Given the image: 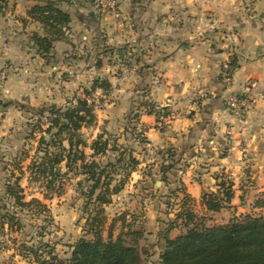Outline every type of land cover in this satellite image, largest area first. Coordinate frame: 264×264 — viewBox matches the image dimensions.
Here are the masks:
<instances>
[{
    "label": "crops",
    "instance_id": "1",
    "mask_svg": "<svg viewBox=\"0 0 264 264\" xmlns=\"http://www.w3.org/2000/svg\"><path fill=\"white\" fill-rule=\"evenodd\" d=\"M11 1L13 5L8 10L14 9L10 14L16 15L17 19L14 27L0 30V36H5L0 41V58L5 57L16 64L18 73L9 75L5 82L15 96L14 101H8L14 104H7L2 110L11 112L17 108L26 114L33 112L43 102L33 104L28 88L38 95L45 84L56 86L55 82L64 84L95 73L97 69L103 70L111 88L114 81L124 84L115 90H123L121 99L128 103L127 106L132 103L139 106L143 100L149 99L170 111L161 130L157 127L156 116L139 107L136 125L142 129L147 140L141 146L143 152L147 150L153 154L143 155L144 158L140 154L137 156L140 163L125 189L128 184L137 186L140 179H148L147 182L152 179L153 186L149 189L164 195L181 183L193 199L192 208L196 213L209 218L217 215L227 217L218 224L245 213L261 211L264 214V207L256 205L257 199L264 196V0H116L132 27L127 25V21H121L113 27L100 29L99 34L106 38L101 40L98 48L102 51L99 57L117 59V62L111 61L107 65L102 63V59L92 65L91 58L87 60L86 56L75 52L76 45L69 34L54 43L48 56L38 55L28 41L27 26L34 25V22L28 20L24 24L20 20L26 17V10L34 1ZM87 4L82 1V9H86ZM68 12L71 24L75 16L79 18L78 26L86 24L87 17ZM89 15H93L91 10ZM4 20L9 19L5 17ZM117 41L131 42V48L112 51L109 45ZM93 49L89 48L87 52ZM130 50L134 64L126 60L132 59L127 56ZM230 58L237 65L232 72V83L226 88L221 80V66ZM79 67L80 70L77 69ZM25 71L33 76L35 84L28 86L30 80L24 76L18 80L16 75ZM229 92L243 93L249 102L241 123L226 107L224 97ZM67 98L70 96H65L60 103H52L63 104ZM6 119L3 118V122ZM167 146L173 147L177 163L164 181L159 172L162 159L156 152ZM149 161H152L153 168H141ZM220 172L232 182L233 196L225 207L209 212L201 204V193L203 189L217 190L215 174ZM26 180L24 176L21 178L22 187ZM4 192L3 184L0 193L3 195ZM167 199L163 203L159 201L160 206H165L164 213L168 217L163 223L166 224L173 219L178 206V199H171L170 207L166 205ZM152 202L146 199L138 205L139 209L143 207L139 213L143 216L142 220L133 211L130 212L132 226L142 227L144 237V224L148 217L146 210L152 207ZM148 203L149 207L145 206ZM126 213L121 217L124 223L121 219L120 228L128 223ZM163 230L161 226L159 240L165 243ZM179 231L174 229L170 235L174 236ZM163 247L164 244L160 251Z\"/></svg>",
    "mask_w": 264,
    "mask_h": 264
},
{
    "label": "trees",
    "instance_id": "2",
    "mask_svg": "<svg viewBox=\"0 0 264 264\" xmlns=\"http://www.w3.org/2000/svg\"><path fill=\"white\" fill-rule=\"evenodd\" d=\"M32 1L34 3L27 8L26 17L20 20L23 23L28 20L39 23L41 32L30 31L28 41L38 55L46 57L56 41L66 38L71 15L61 7L60 0ZM9 6L10 0H0V13L4 14ZM228 62L232 69L237 65L233 58ZM98 88L107 91L111 83L105 77H96L89 88H83L82 95L73 94L62 105L41 104L31 112L36 120L31 123L28 136L32 138L36 132L39 135L35 153L25 167L30 178L42 179L46 190L59 192L63 177L69 173L81 176L77 184L85 213L82 235L70 245L68 256L61 258L55 253L53 245L45 243L38 250L34 264H142L144 250L138 247L139 241L144 238L142 227H133L130 222L125 224L126 229L122 226L123 229L113 236L112 220L107 235L102 234L107 220L104 207L111 202L114 194L124 188L140 159L130 146L119 142L117 137L105 130L90 142L80 134L83 126H91L95 122L94 102L89 100V96ZM139 107L146 113L154 114L157 127L164 128V119L170 114L167 107H159L149 99L143 100ZM139 115L137 112L131 117L135 118L131 129L138 131L137 142L145 143L147 140L143 131L136 125ZM86 148L90 151L88 155L84 150ZM156 153L162 159L161 179L166 181L167 173L177 163L175 151L172 146H167ZM22 159L10 161L13 167L5 181L6 199L11 201V207L23 208L35 204L45 210V204L38 198L26 200L23 196L20 184L24 175ZM62 166L65 171L61 170ZM215 177L217 190L203 189L201 193V204L209 212L219 211L233 196L232 182L226 175L220 172ZM167 198V206L171 199H178V206L163 232L165 243L159 254L160 264H264V214L245 213L233 216L226 223L210 225L206 223L208 216L193 210V199L181 183L169 192ZM2 201L0 197V227L4 223L11 226L14 217L6 202ZM256 205L264 207V196L257 199ZM121 219L124 223V218ZM174 229L180 231L171 236L170 232Z\"/></svg>",
    "mask_w": 264,
    "mask_h": 264
},
{
    "label": "rangeland",
    "instance_id": "3",
    "mask_svg": "<svg viewBox=\"0 0 264 264\" xmlns=\"http://www.w3.org/2000/svg\"><path fill=\"white\" fill-rule=\"evenodd\" d=\"M82 1L88 3L86 9H82ZM103 1L107 2L109 0ZM60 3L63 9L69 10L71 13H81L85 18L87 17L85 25L78 26L79 18L75 16L72 18V24L70 22L68 26L67 34H69L70 38L75 42L76 48L73 46L75 52H78L83 57L86 56L87 60L91 58L92 65H96L97 60L101 59L104 65L109 64V62L111 63V61H116V57H112L114 60L100 58L99 55L102 51H99L98 48L102 43L101 40L106 38L100 35V29L105 30V27L107 26L113 27L121 21H127L128 24H126L132 27L130 19L123 16L122 11L119 8V3L116 1V6L120 11L119 17L112 15L108 9L104 7L101 0H60ZM11 5H13V1L10 0L9 7H11ZM8 8L5 10L4 14L0 13L1 31L14 27L13 24L17 19L16 15L13 16L10 14L14 9L9 11L10 9L8 10ZM90 10L93 14L91 17L89 15ZM5 17L9 20L5 21ZM27 27L29 32L34 30L41 32L40 25L37 22H34V25L29 24ZM3 38H5V36H0V41ZM120 45L123 46L120 47ZM109 46H112V51L114 50L118 52L120 49H130L131 42L119 43L117 41ZM92 47L94 49L91 52H87V49H91ZM131 53L132 51L130 50V53L127 54V56L132 57V59L126 60L129 63L134 64V56H132ZM83 59L85 60V64H88L87 60L85 58ZM125 65L129 64L125 63ZM6 66H11L12 70L2 77L1 72ZM17 69L18 66H16V64L10 63L5 57L0 58V110L7 106V104H14L13 102L8 101H14L15 96L14 93H12L10 86H6L5 82L9 75L18 73V71H16ZM77 69L80 70V67ZM92 70H94V68H92ZM102 72L103 70L99 71L97 69L95 73L92 72L90 75L86 74L85 76L80 77L79 80L76 78L74 81H69L64 84L61 82H55L54 84L56 86H52V83L45 84L38 95H36L33 90L30 91L29 88L27 91L30 92L29 94L32 96L31 101L33 104L43 102L44 105H49L52 104L53 101L60 103L65 96L71 97L73 94L82 95L83 88H89L92 85V79L96 77H104L105 73ZM115 72L118 73V70ZM100 73L101 75H99ZM16 76L18 77V80L22 79L21 76L28 78V80H30L27 83L28 86L36 83V81H33V76L29 71H25L22 75L18 74ZM123 85L124 84H119L117 81H114L113 87L109 90L105 91L98 88L90 94L89 100L94 102L96 119L91 126H83L80 129V134L87 142H90L92 136L94 138L98 133L105 130L117 137L119 142H124L127 146H130L134 151V154L137 156L140 154V157L142 156L144 158V156H150L153 153H149L147 150L143 152L141 143L137 142V139L139 138L137 135L138 131L131 129L133 127L132 123L135 121V118L133 119L131 117L138 112L139 106L133 105V103L131 106H127L128 103L123 102V90H115L117 87H122ZM19 111L21 113H19ZM5 117H7L6 122H3L2 119ZM35 120L36 118L31 115L30 111L26 114L20 109L17 110V108H14L11 112L2 110L0 114V191L3 184L5 188L4 181H6L8 172L12 170L13 166L10 165V161L12 159L23 158L21 162L24 170L23 176L27 179V183L23 185V196L26 200L36 197L44 203L46 207L45 210H42L35 204L23 208L11 207V201L6 199L5 193L3 195L0 193V197L3 200L2 203L6 202L9 212L14 217L11 226H9L8 223H4V225L0 227V264H34V259L36 255L39 254L38 250L42 248V245L45 243L53 245L55 253L61 258H66L69 254L68 251L70 245L82 235L81 228L84 223L85 213L82 210L83 201L78 191L77 184L81 176H75L74 174L69 173L67 177H63L62 179L61 190L59 192H54L53 190H46L44 188L42 179H31L29 176V170L25 168L30 162V157L35 153L36 140L39 135V132H36L34 137L31 138L28 136L31 129V123L35 122ZM84 150L88 155L90 152L89 148ZM105 158L106 156L102 159L105 160ZM149 158L150 157H147V159ZM151 164H153L152 161L146 162L145 166L142 165L141 168L145 170L151 169L153 168L151 167ZM141 168L139 169L141 170ZM61 170L65 171L66 168L62 166ZM4 171L6 172L5 175H3ZM15 173H17V169L15 170ZM132 173L130 174L129 180L131 179ZM3 176L5 177V180ZM140 180L143 182L141 183V181H139L138 185L135 187L128 184L125 189L127 182L123 188L125 190H121L119 193L114 194L111 202L104 207L107 220L102 228V234L104 236L107 235L109 221L112 220L113 236H115L120 229H123V227L120 228V225L121 217L124 212H128L125 214V220H127L128 223L133 220L132 213H130L132 211L134 215L136 214L139 220H142L143 216L139 215V213L141 214L143 207L139 209L138 205L146 199H148V201L152 200L154 202H152V207H150L149 210H146L148 212V217L145 219L146 223L144 224L146 234L144 239L139 241L138 247L144 250L141 255L142 264H160L159 252L164 242L159 240V235H162V233L160 234L159 232L161 226L164 227V229L166 228V223L163 222L166 221L168 216L164 213L165 206H160L159 201L163 203V201L167 199L166 197L169 193L164 195L153 193V191L149 189L153 186L152 179L149 180V182H147L148 179H144L146 181L142 179ZM145 206L149 207V203L145 204ZM262 213L263 212L261 211H255L254 214ZM226 219L227 217L225 216L217 215L216 217L208 218L206 223L210 225L218 224ZM3 221L5 222L6 220L4 219ZM123 226L126 227V225ZM161 242L163 243L161 244ZM28 249H31L33 252Z\"/></svg>",
    "mask_w": 264,
    "mask_h": 264
},
{
    "label": "built area",
    "instance_id": "4",
    "mask_svg": "<svg viewBox=\"0 0 264 264\" xmlns=\"http://www.w3.org/2000/svg\"><path fill=\"white\" fill-rule=\"evenodd\" d=\"M101 2L104 5V7H106L112 15L116 17L120 16V11L118 10L116 6V0H109L107 2L101 0ZM11 70H12L11 66H6L1 72L2 77L7 75L9 72H11ZM221 71H222V83L227 88L232 83V72H233V69L231 68L228 61H225L222 63ZM224 101H225L226 107L232 113L235 114L238 122L241 123L249 107V102L247 100V97L243 93L229 92L224 97Z\"/></svg>",
    "mask_w": 264,
    "mask_h": 264
}]
</instances>
